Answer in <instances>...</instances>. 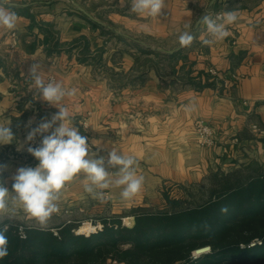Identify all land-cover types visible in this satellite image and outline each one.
I'll list each match as a JSON object with an SVG mask.
<instances>
[{"label":"crops","instance_id":"0c3cea01","mask_svg":"<svg viewBox=\"0 0 264 264\" xmlns=\"http://www.w3.org/2000/svg\"><path fill=\"white\" fill-rule=\"evenodd\" d=\"M23 1L29 9H11L18 15L16 27L0 28V124L8 125L15 138L0 145V165L5 166L0 182L10 192L17 169L39 163L27 151L35 147L26 139L29 131L59 111L40 97L29 75L37 62L45 82L54 74L66 91L76 90L62 105L69 109L72 125L88 138L90 155L107 158L113 149L131 155L138 161L137 174L144 177L131 200L122 199V187L113 184L103 190L101 201L84 191L87 181L78 175L57 201L56 214L64 219L89 201L103 202L102 210L113 213L138 205L164 206L165 193L182 195L185 187H207L214 173L251 164L264 168V132L252 128L254 123L264 128V0H217V10L234 11L237 21L226 26L228 37L209 45L203 40L213 38L197 22L208 15L211 0H164L158 17L132 12V0H5L4 6ZM75 3L112 32L94 27ZM49 27L60 44L54 52L44 42L42 28ZM184 31L194 34V42L175 58L167 57L169 52L161 48H183L179 35ZM81 37L88 41L86 60L80 59ZM147 48L157 53H142ZM210 66L229 79L228 88L218 83L197 88L187 81ZM198 119L212 126L213 145L198 143ZM42 138L38 134L34 140L41 143ZM109 170L115 178L116 169ZM21 217L31 218L11 204L8 213H0V220Z\"/></svg>","mask_w":264,"mask_h":264},{"label":"trees","instance_id":"16d2710c","mask_svg":"<svg viewBox=\"0 0 264 264\" xmlns=\"http://www.w3.org/2000/svg\"><path fill=\"white\" fill-rule=\"evenodd\" d=\"M25 3L12 8L25 11L29 9ZM218 3L212 11H217ZM30 16L33 25L34 17ZM89 20L102 32H112L99 21ZM42 30L47 51H57L60 44L56 31L52 27ZM81 39L85 44H81L80 59L86 60L88 41ZM187 48L167 57L175 58ZM142 53L157 52L147 48ZM187 81L197 88L217 84L204 70L190 75ZM245 169L248 172L242 174ZM194 187H185L184 191L194 192ZM205 189L208 195L201 201L165 193L164 206L138 205L127 212L108 213L99 219L102 228L90 234L77 232L80 225L74 219L54 227L6 220L0 229H7L9 255L0 259V264H264V168L251 164L228 173H214ZM128 216L133 217L132 225L124 222ZM20 225L24 226V237ZM93 229L91 224L89 230L80 231ZM205 246L210 247L208 251L193 257Z\"/></svg>","mask_w":264,"mask_h":264},{"label":"clouds","instance_id":"9594fccd","mask_svg":"<svg viewBox=\"0 0 264 264\" xmlns=\"http://www.w3.org/2000/svg\"><path fill=\"white\" fill-rule=\"evenodd\" d=\"M4 3L5 0H0V28L13 30L18 15L11 10L13 5L8 4L5 7ZM163 8L164 0H132L131 4L132 12L148 17L160 16ZM236 21L237 14L234 11L220 13L215 19L203 15L199 22L206 25L207 32L213 39H205L202 43L209 45L213 40H224L229 36L226 26ZM194 39L193 33L184 31L179 35V44L181 47H190ZM40 70V64L33 63L29 68V75L34 80L40 97L59 111L51 120H42L37 127L29 131L26 137L29 142L38 134L43 137L39 146L27 149L39 163L35 168L17 169L11 192L0 182V213H8L11 204L21 208L41 226H46L52 215L59 212L57 201L66 183L78 175L87 181L84 191L96 199L103 201V190L114 184L122 187V199L131 200L141 191L144 183V177L137 174L136 158L125 156L114 149L108 152L107 158L90 155L88 138L72 125L69 109L62 105L64 98L75 95L76 90L66 91L58 82H45ZM31 123L30 120L29 127ZM49 132L50 134L44 135ZM14 139L11 128L0 124V145L10 144ZM4 167L0 165V175ZM109 169H116L115 178ZM6 230V227L0 229V259L9 255Z\"/></svg>","mask_w":264,"mask_h":264},{"label":"rangeland","instance_id":"374dc122","mask_svg":"<svg viewBox=\"0 0 264 264\" xmlns=\"http://www.w3.org/2000/svg\"><path fill=\"white\" fill-rule=\"evenodd\" d=\"M82 135H83V132H82ZM243 172L247 173L248 170H246V169L243 170L242 174H243ZM245 175H244V178H245ZM197 188H199L200 190H197ZM193 189H194V192H192V191L191 192L184 191L182 195H181L180 192L179 193H173L171 195L172 196H174V195L185 196L184 198L187 199V200L190 199V198L192 199V197H193L195 201H197V200L201 201L205 196L208 195V193L205 192L206 189H205V187L203 185H201V187L195 186ZM181 196H180V198H181ZM103 204H104L103 202L97 204V203H93L92 201H89V203H87V205L82 210L74 209L73 212L71 213L72 216L67 217L65 219L61 215H57L55 213V214L52 215V217L48 221L47 225L44 226V227H54V226L58 225L59 223H61L63 221H66L69 218L74 219L77 222H79V225H81L79 229H81V230L85 227V223L87 221H92V225H94V224L96 225V224H98L100 222L99 219L101 218V216L106 215L108 213H111V211H109V210L107 212L105 210L104 211L102 210ZM123 212H125V211H123ZM129 217L130 216L124 218V222L126 224H127V222H129V219H127ZM6 220H8L10 222H13V223L41 226L33 218H30L29 220H26V219H23L22 217L21 218H13V219L12 218L3 219V220H0V224L3 223ZM83 222H85V223L83 224Z\"/></svg>","mask_w":264,"mask_h":264},{"label":"built area","instance_id":"2783aa9c","mask_svg":"<svg viewBox=\"0 0 264 264\" xmlns=\"http://www.w3.org/2000/svg\"><path fill=\"white\" fill-rule=\"evenodd\" d=\"M220 13H224V12H222L220 10H217V11H212L211 10V12H209L208 15H210L213 19H215L217 17V15L220 14ZM208 72H209L210 76L217 81L218 85H220L221 87H223L225 89L229 87V83H230L229 79L222 78L220 76V72H219L218 68H216L215 66H210V67H208ZM49 81H56V77H55L54 74H51V75L48 76V79H47L46 82H49ZM244 103H248V101H244ZM252 128L256 132H264V128H262L258 123L252 124ZM195 130H196V135H197V141H198V143L200 145H202V146H210V145H213L215 143V137H214L213 128L209 124V122H207L206 120H204V119L196 120V122H195ZM33 143H34L35 147H37L38 144H40V141L35 139V140H33ZM89 147H90V145H89ZM89 222L92 224V221H89ZM84 223L85 222H83V224ZM102 226L103 225L99 222L96 225L94 224V229L92 231H90V232H81L80 229H79L80 227L78 228L77 232L90 234L92 232H96L97 230L101 229ZM19 229H20L21 235L23 237L26 236L25 235V231H24V226L20 225ZM201 253H203V252H199L198 253L197 251H195L194 254H193V257H197Z\"/></svg>","mask_w":264,"mask_h":264},{"label":"water","instance_id":"95a60500","mask_svg":"<svg viewBox=\"0 0 264 264\" xmlns=\"http://www.w3.org/2000/svg\"><path fill=\"white\" fill-rule=\"evenodd\" d=\"M216 1L217 0H211V2H210V6H209V8L207 9V12H206V14H208L209 12H211V10H212V7L214 6V4L216 3ZM10 4L11 5H17V3L16 2H10ZM24 5H27V4H24ZM75 5L78 7V9L80 10V11H82L83 13H85L87 16H89L91 19H93V20H97V21H99L100 23H103V22H101L100 20H98L97 18H95L92 14H90L83 6H81L79 3H75ZM200 21V20H199ZM197 22V26L199 25V23L200 22ZM197 26H196V28H197ZM196 28H195V30H196ZM180 48V47H179ZM179 48H177V49H171V50H167V49H163V48H161L162 50H164V51H168L169 53H173V52H175L176 50H178ZM206 247H208V248H210L209 246H205V247H202V248H198L197 250H203V249H205ZM205 251H207V250H205ZM205 251H202V252H205Z\"/></svg>","mask_w":264,"mask_h":264},{"label":"bare ground","instance_id":"6f19581e","mask_svg":"<svg viewBox=\"0 0 264 264\" xmlns=\"http://www.w3.org/2000/svg\"><path fill=\"white\" fill-rule=\"evenodd\" d=\"M127 219H129V222H127V225H132L133 224V217L132 216H130L129 218H127ZM207 249H209L208 247H206L205 249H203V250H196L198 253L199 252H202V251H205V250H207Z\"/></svg>","mask_w":264,"mask_h":264}]
</instances>
